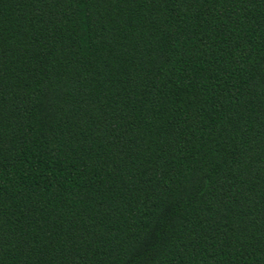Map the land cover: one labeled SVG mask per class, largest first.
Segmentation results:
<instances>
[{
  "label": "trees",
  "instance_id": "trees-1",
  "mask_svg": "<svg viewBox=\"0 0 264 264\" xmlns=\"http://www.w3.org/2000/svg\"><path fill=\"white\" fill-rule=\"evenodd\" d=\"M0 264H264V0H0Z\"/></svg>",
  "mask_w": 264,
  "mask_h": 264
}]
</instances>
